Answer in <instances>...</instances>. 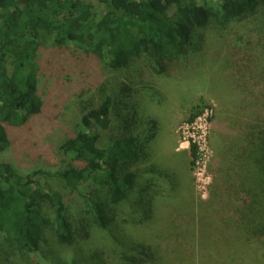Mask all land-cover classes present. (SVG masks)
Wrapping results in <instances>:
<instances>
[{"label": "trees", "instance_id": "16d2710c", "mask_svg": "<svg viewBox=\"0 0 264 264\" xmlns=\"http://www.w3.org/2000/svg\"><path fill=\"white\" fill-rule=\"evenodd\" d=\"M233 29L253 32L254 51L264 48V0H0V155L9 151L14 132L41 115L47 96L39 92V50L45 40L60 54L72 47L112 73L132 75L144 66L163 74L168 62H199L209 44ZM131 77L130 86L114 77L104 82L97 103L80 100L73 129L56 148L55 165L20 173L0 161V264H17L15 251L39 253L44 243L55 250L78 247L82 254L66 263L44 251L45 264H165L156 243L174 236L178 241L183 226L169 221L179 215L176 206L164 212L150 197L148 189L161 175L153 149L148 151L158 122L131 96L149 103L161 94L140 86L137 74ZM200 115L194 109L188 123ZM121 124L122 134L116 127ZM243 142L230 189L237 205L228 220L220 223L203 204L195 205L198 264H264V123L253 122ZM188 153L194 166L199 157L193 141ZM210 221L224 233L214 237ZM149 222L176 234L165 233L156 243L135 234ZM170 257L176 261L175 253Z\"/></svg>", "mask_w": 264, "mask_h": 264}, {"label": "rangeland", "instance_id": "374dc122", "mask_svg": "<svg viewBox=\"0 0 264 264\" xmlns=\"http://www.w3.org/2000/svg\"><path fill=\"white\" fill-rule=\"evenodd\" d=\"M239 32L233 29L225 40L209 44L206 56L197 63L168 62L163 74L151 72L143 65V71L136 67L132 75L128 71L112 73L97 61L71 51L72 47L68 53L60 54L48 39L45 40L39 50L43 71L39 92L43 99L47 96L41 115L34 118L31 125L13 133L9 151L0 155V161L11 163L20 173L55 165L59 160L56 148L72 131L82 104L80 100L97 103L102 94L99 88L108 79L114 77L119 85L130 86L134 82L131 76L137 74L140 86L149 85L161 94V99L152 98L149 103L140 94L131 95L137 103H144L158 122V133L148 151L153 149L152 161L158 165L161 175L148 191L155 205L164 207L162 211L170 209L172 212L176 206L179 215H169V221L177 219L183 227L176 234L156 222H149L141 230L134 229L135 234L153 243L165 233L167 237L179 235L178 241L174 236L156 243L164 252L165 264H198L199 260L194 262V257L200 216L195 205L203 204L202 209L220 223L228 220L237 205L230 189L235 177L233 167L241 156L245 133L253 122L261 126L264 123V48L254 51L258 42L256 35ZM111 85L117 89L114 81ZM142 108V104L137 107L139 111ZM194 109L201 115L189 124ZM116 127L122 134V124ZM114 131L118 135L117 130ZM102 136L108 139L109 133ZM190 141L198 146L199 159L194 166L190 165L188 153ZM143 179L139 180V185ZM127 205L122 203L120 209L129 216L131 210ZM220 223L214 227L211 221L208 224L214 237L224 233ZM53 247L44 243L45 250L24 252L22 256L15 251L12 260L17 264H45L42 260L45 252L57 255L66 263L82 257L78 247L64 246L60 250ZM172 253L176 261L169 258Z\"/></svg>", "mask_w": 264, "mask_h": 264}]
</instances>
